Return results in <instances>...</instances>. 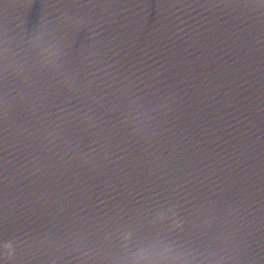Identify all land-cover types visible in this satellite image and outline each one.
<instances>
[{"label":"water","instance_id":"95a60500","mask_svg":"<svg viewBox=\"0 0 264 264\" xmlns=\"http://www.w3.org/2000/svg\"><path fill=\"white\" fill-rule=\"evenodd\" d=\"M5 101L0 264H264L259 0H0Z\"/></svg>","mask_w":264,"mask_h":264},{"label":"snow or ice","instance_id":"6c2138e0","mask_svg":"<svg viewBox=\"0 0 264 264\" xmlns=\"http://www.w3.org/2000/svg\"><path fill=\"white\" fill-rule=\"evenodd\" d=\"M260 4H264V0H259ZM6 101L3 104H0V110L6 111ZM175 212V209L171 205H158L157 208L152 210L153 219L158 222H164L169 219ZM207 227L208 231L205 232V236H208V239H201L197 237L200 246H197L195 242L188 241L192 251L188 248L180 246V252H177L175 248L165 244L162 240L154 236L144 237V243L137 247L133 255L141 259L157 258V259H168L169 257L182 258L181 253L186 256H192L193 252H201L202 247L208 248L209 250H214L215 247H221L218 243L222 239V234H217L212 231L213 225L218 223V218L207 217L203 221ZM126 238L130 237L132 233L129 231L127 233H122ZM11 241L6 236H0V248H5L8 245H11Z\"/></svg>","mask_w":264,"mask_h":264},{"label":"clouds","instance_id":"9594fccd","mask_svg":"<svg viewBox=\"0 0 264 264\" xmlns=\"http://www.w3.org/2000/svg\"><path fill=\"white\" fill-rule=\"evenodd\" d=\"M5 248L10 250L11 249V245L6 246Z\"/></svg>","mask_w":264,"mask_h":264}]
</instances>
